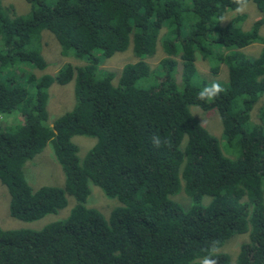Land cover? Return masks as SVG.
I'll use <instances>...</instances> for the list:
<instances>
[{
  "label": "trees",
  "instance_id": "obj_1",
  "mask_svg": "<svg viewBox=\"0 0 264 264\" xmlns=\"http://www.w3.org/2000/svg\"><path fill=\"white\" fill-rule=\"evenodd\" d=\"M25 1L24 15L0 2V118L21 119L0 125V183L10 217L22 222L63 209L66 195L75 204L64 221L38 231L0 229V264H198L212 245L218 264H264V46L253 58L241 52L264 43V0H248L261 17L247 32L219 26L234 0ZM41 31L84 64L18 76L22 66L46 69ZM129 48L135 62L118 63V74L100 70ZM159 52L151 66L146 59ZM196 55L208 77L226 81L213 100L197 98L213 82L196 69ZM72 80L73 108L47 124V89ZM190 108L216 111L222 139L238 149L234 159ZM153 135L168 144L154 147ZM73 136L95 139L81 162ZM48 143L64 188L32 191L23 165ZM88 182L121 204L107 219L84 206ZM184 195L190 204L182 208ZM242 233L248 241L234 259L220 251Z\"/></svg>",
  "mask_w": 264,
  "mask_h": 264
},
{
  "label": "rangeland",
  "instance_id": "obj_2",
  "mask_svg": "<svg viewBox=\"0 0 264 264\" xmlns=\"http://www.w3.org/2000/svg\"><path fill=\"white\" fill-rule=\"evenodd\" d=\"M2 6H12L13 10L17 15H24L29 12V5L25 0H0ZM222 16L225 18V21L220 22L219 26H224L226 24L236 25L244 32L250 30V25L261 17V14L256 10L255 6L248 2L247 8L243 12H237L234 10L225 11ZM258 36L260 39L264 40V24L258 29ZM264 46V43L259 41L248 45L247 47L241 49L245 55L249 57H256L261 48ZM39 53L43 57L46 65V69L43 71H38L34 68L22 66L23 74H18L21 78L25 75L39 76L42 74H48L55 76L62 65L70 64L73 67L81 66L84 64L83 60H77L72 56H62L61 50L53 38L46 31H41L39 35ZM131 49H127L123 53L115 54L111 56L108 61H104L100 64L99 68L102 71L108 73L118 74V68L120 67L118 63L124 65L126 63H133L136 61L132 55ZM159 50V49H158ZM159 52L157 55L152 57L150 60L146 61L154 66L157 63V60L161 57ZM115 63V64H114ZM194 65L198 72L204 74L205 78L208 77V66L201 61L199 56H195ZM209 81H219L221 82L223 74L209 76ZM225 81V80H224ZM226 82V81H225ZM223 82L221 87H223ZM74 94H73V80L64 85H57L55 83L51 84L47 89V101L45 104V110L47 114V124L56 119L57 117L63 115L65 112L70 111L74 106ZM262 105V102H257L251 111L250 122L259 123L260 118L257 115V109ZM189 113L191 116L198 122L200 126L205 128V130L212 135L218 142L219 148L225 152L224 156L229 159H234L238 153L237 147H228L224 140L221 137L222 132V122L216 113L215 110L210 111H201L198 108H190ZM21 121L20 117H2L0 118L1 126L3 125H14L17 122ZM224 136V135H223ZM71 143L76 146V156L81 162L92 147L95 142V139L83 136H73L71 138ZM23 177L25 183L31 188L32 191L36 190L42 186L48 187H57L63 190L64 188V176L62 170L57 163L54 154L52 145L48 143L45 148H43L37 155H35L31 160L27 161L23 165ZM89 194L85 200L84 206L89 209L96 210L102 215L104 219H107L110 215V212L121 206V204L115 198H107L101 192V190L92 185L91 182L87 183ZM180 191L177 192V196ZM185 196V195H184ZM186 203L183 204L177 200L182 208L187 207L190 204V201L185 196ZM208 201L207 197L202 198L201 202L205 203ZM245 201V200H244ZM8 202L9 195L7 189L4 185L0 183V229L1 230H26V231H38L45 227L46 225L54 222H62L69 215L72 207L74 206V200L71 196L66 195V206L58 210L54 214H48L32 222H22L17 219L10 217L8 212ZM175 202V201H174ZM248 241V233H242L231 236L225 244L220 248L222 253L228 254L231 259H234L238 251V247L241 243Z\"/></svg>",
  "mask_w": 264,
  "mask_h": 264
},
{
  "label": "clouds",
  "instance_id": "obj_3",
  "mask_svg": "<svg viewBox=\"0 0 264 264\" xmlns=\"http://www.w3.org/2000/svg\"><path fill=\"white\" fill-rule=\"evenodd\" d=\"M234 3L237 5L236 11L243 12L246 10L248 5V0H234ZM220 22L225 21V18L221 16L219 18ZM224 91V88L221 87L219 81H214L211 84V87H204L198 94L197 98L204 101V100H213L215 99L220 93ZM151 143L154 147L159 148L162 145H167V139H162L159 135H153L151 137ZM209 254L202 257L198 264H218V260L215 258L216 247L212 245L208 249Z\"/></svg>",
  "mask_w": 264,
  "mask_h": 264
}]
</instances>
